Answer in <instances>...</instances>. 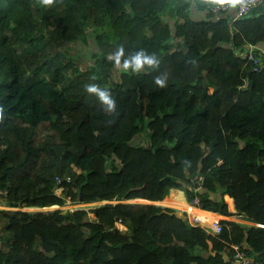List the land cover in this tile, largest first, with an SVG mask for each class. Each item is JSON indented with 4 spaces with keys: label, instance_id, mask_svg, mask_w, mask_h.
I'll return each instance as SVG.
<instances>
[{
    "label": "trees",
    "instance_id": "16d2710c",
    "mask_svg": "<svg viewBox=\"0 0 264 264\" xmlns=\"http://www.w3.org/2000/svg\"><path fill=\"white\" fill-rule=\"evenodd\" d=\"M213 5L0 0V203L105 201L0 209V264H227L233 243L264 264V0L238 18ZM120 44L155 53L160 67L117 68L108 55ZM250 44L260 69L243 52ZM93 82L111 91L115 113L85 91ZM171 188L249 223L220 219L208 233L153 203Z\"/></svg>",
    "mask_w": 264,
    "mask_h": 264
},
{
    "label": "clouds",
    "instance_id": "9594fccd",
    "mask_svg": "<svg viewBox=\"0 0 264 264\" xmlns=\"http://www.w3.org/2000/svg\"><path fill=\"white\" fill-rule=\"evenodd\" d=\"M55 2L56 0H40V4L46 8L52 6ZM214 2L219 5H228L230 7H246L250 3L254 4L255 0H214ZM108 59L117 68L125 72L130 71L137 75L147 70L158 69L161 63L160 58L155 53H149L142 48L126 55L123 44L118 45L115 51L108 55ZM167 79V73H161L154 78V83L157 87L164 88L167 85ZM85 91L98 98L105 113L113 114L116 112L117 104L110 90L102 88L99 84L93 82L85 85Z\"/></svg>",
    "mask_w": 264,
    "mask_h": 264
},
{
    "label": "built area",
    "instance_id": "2783aa9c",
    "mask_svg": "<svg viewBox=\"0 0 264 264\" xmlns=\"http://www.w3.org/2000/svg\"><path fill=\"white\" fill-rule=\"evenodd\" d=\"M262 0H255V3L254 4H248L246 7H241V6H236L235 7V14H234V18H238V17H242L244 15H246L250 9L254 8L255 6H257L259 3H261ZM228 5H219V4H216V5H213L210 7V10L213 12V13H220V11H223L225 9H227ZM258 49V47L256 45H247L245 47V49L243 50L244 54L246 55L247 59L252 61L253 64H254V69H260L262 67V64H261V60L260 58L256 55V50ZM214 159V158H213ZM215 159H218V161H213L212 160V163L213 164H224L225 161L223 160V158L221 156H216ZM55 179H56V182L59 183L60 182V178L59 176H55ZM198 187L195 188V190L197 189ZM61 189V188H58L57 189V192L58 190ZM7 194V189H2L0 188V197L1 196H5ZM192 205H196V206H199L200 207V203H199V198L198 197H194L190 202H188ZM64 206V205H63ZM63 206H61L60 208H62ZM66 206V204H65ZM1 208L3 209H10V210H17V209H22L21 207H12V206H7L5 204L3 205H0ZM59 207V206H58ZM57 207V208H58ZM70 208V207H69ZM79 208H83L80 206V204H75V207L74 208H70V209H79ZM185 211V210H184ZM187 212V211H186ZM187 216H188V219H189V215L187 213ZM190 223L193 224V225H196L197 223H193L190 219H189ZM220 221V220H219ZM219 221H217L216 225L215 226H209V225H201L203 226L206 231L208 233H215V232H218L220 230V223ZM259 224V223H258ZM197 225H200V224H197ZM260 225V224H259ZM115 226L119 229V230H125L126 229V226L122 223V221L120 219H117L115 221ZM231 247L233 249V254L230 258V260L228 261L227 264H261L259 260L255 259V258H252L250 257L248 254H247V251L244 247L240 246L239 244H231Z\"/></svg>",
    "mask_w": 264,
    "mask_h": 264
},
{
    "label": "bare ground",
    "instance_id": "6f19581e",
    "mask_svg": "<svg viewBox=\"0 0 264 264\" xmlns=\"http://www.w3.org/2000/svg\"><path fill=\"white\" fill-rule=\"evenodd\" d=\"M135 200H137V199H135ZM125 201H131V199L130 200H125ZM132 201H134V200H132ZM147 201H149V200H147ZM153 203L185 210V211H187L190 220L193 223H197V224H200V225L215 226L217 221H218V218L220 217L216 213H212V212H210L208 210H205V209H203V208H201L199 206H196V205H192V204H190L188 202H187L188 205L191 206V207L186 206L187 205L186 203L179 202L176 198H172V197H167V198H164V199H162L160 201H155ZM232 217H235V220L237 218L238 220L246 221V220L238 218L236 216H232ZM232 217H230V218H232Z\"/></svg>",
    "mask_w": 264,
    "mask_h": 264
},
{
    "label": "rangeland",
    "instance_id": "374dc122",
    "mask_svg": "<svg viewBox=\"0 0 264 264\" xmlns=\"http://www.w3.org/2000/svg\"><path fill=\"white\" fill-rule=\"evenodd\" d=\"M74 49H75V51H77V52H79L81 55H82V57L85 59V57H88V56H86V54H85V52H84V50H85V48L83 49V47H81V46H76V47H74ZM88 60H90V58L88 57ZM6 105H7V103H1L0 104V106L1 107H6ZM145 142V141H144ZM143 142V143H144ZM218 161V159H213V161ZM173 189H175V188H172V189H170V191H169V193L164 197V198H167V197H172V198H176L179 202H182V203H184L185 201V199H184V196H183V194H181V193H179V192H177L176 193V190H173ZM61 191V189H59L58 190V193ZM224 197V196H223ZM163 198V199H164ZM225 199V198H224ZM130 200V199H129ZM132 200H134V201H132ZM142 201H147V200H143V199H141ZM140 199L138 200H135V199H131V201H128V202H135V203H137V202H139V203H142V201H141ZM162 200V199H161ZM150 201V200H149ZM226 201V200H225ZM105 201H95V202H85V203H77V204H80V206L81 207H83V208H85V209H88V208H90V207H93V206H95V205H98V204H101V203H104ZM112 202H116V200H112ZM187 203V202H186ZM75 204L76 203H71L69 200H67V202H66V206L64 205L62 208L63 209H65V208H74L75 207ZM228 204V203H227ZM0 205H3V203H0ZM186 206H188V205H186ZM52 207V208H51ZM58 207V206H57ZM56 207V205H53V206H48V207H42V208H37V207H21L22 209H25V210H30V211H36V210H39V211H46V210H52V209H56L57 208ZM189 207H191V206H189ZM58 208H60V207H58ZM229 208H233V199H232V207H229ZM0 209H3V208H1L0 207ZM7 209V208H6ZM176 209H178V208H176ZM179 210H182V209H179ZM213 213V212H212ZM88 217H90V218H93L94 217V213L93 212H89L88 213V215H87ZM235 216V215H234ZM239 218V217H238ZM190 219V218H189ZM232 220H235V217H232L231 218ZM236 221H242V220H238L237 218H236ZM242 222H245V221H242ZM247 223H249L248 221H247Z\"/></svg>",
    "mask_w": 264,
    "mask_h": 264
},
{
    "label": "crops",
    "instance_id": "0c3cea01",
    "mask_svg": "<svg viewBox=\"0 0 264 264\" xmlns=\"http://www.w3.org/2000/svg\"><path fill=\"white\" fill-rule=\"evenodd\" d=\"M259 9L260 10H262L263 9V7H262V4L259 6ZM229 12H230V14L231 15H234L235 14V7H231V9L229 10ZM260 46L264 49V43L263 44H260ZM172 189V188H171ZM175 189H177V188H175ZM182 193H183V196H184V198L186 199V197H185V194H184V192L182 191ZM224 196V195H223ZM224 198V197H223ZM150 202H152V201H150ZM184 203H186V201L184 202ZM187 205H188V203H186ZM189 206V205H188ZM231 210H234L233 208H230ZM211 212V211H210ZM213 213H216V214H218L220 217L218 218V221L220 220V219H231L230 218V215L229 216H226V215H223V214H219V213H217V212H213Z\"/></svg>",
    "mask_w": 264,
    "mask_h": 264
},
{
    "label": "water",
    "instance_id": "95a60500",
    "mask_svg": "<svg viewBox=\"0 0 264 264\" xmlns=\"http://www.w3.org/2000/svg\"><path fill=\"white\" fill-rule=\"evenodd\" d=\"M148 202H150V201H142V203H148Z\"/></svg>",
    "mask_w": 264,
    "mask_h": 264
},
{
    "label": "flooded vegetation",
    "instance_id": "af4514ba",
    "mask_svg": "<svg viewBox=\"0 0 264 264\" xmlns=\"http://www.w3.org/2000/svg\"><path fill=\"white\" fill-rule=\"evenodd\" d=\"M184 201H186V200H184Z\"/></svg>",
    "mask_w": 264,
    "mask_h": 264
}]
</instances>
